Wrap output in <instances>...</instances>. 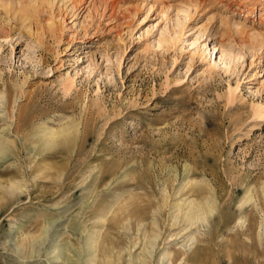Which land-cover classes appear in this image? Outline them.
Listing matches in <instances>:
<instances>
[{"label": "rangeland", "instance_id": "1", "mask_svg": "<svg viewBox=\"0 0 264 264\" xmlns=\"http://www.w3.org/2000/svg\"><path fill=\"white\" fill-rule=\"evenodd\" d=\"M262 107L264 0H0V264H141L157 228L145 264H264ZM188 179L216 211L171 240Z\"/></svg>", "mask_w": 264, "mask_h": 264}, {"label": "bare ground", "instance_id": "2", "mask_svg": "<svg viewBox=\"0 0 264 264\" xmlns=\"http://www.w3.org/2000/svg\"><path fill=\"white\" fill-rule=\"evenodd\" d=\"M37 2V0H34V2ZM53 26H55V23L52 21H50L49 23V27L50 29ZM57 26V25H56ZM61 26V25H60ZM63 28V27H62ZM57 29V27H56ZM149 33V31H147ZM151 33V32H150ZM217 51V53H219V57L217 58L215 55V59L212 63L213 64H219L222 63L224 60L225 55L223 54V52L220 50V48L216 45L213 46V52L215 53ZM217 60V61H216ZM211 66V65H210ZM260 111V115L264 114V108L262 107V109L259 110ZM258 111V114H259ZM76 125V124H75ZM76 130L78 131L79 129H75L73 126H64L60 131H56L53 129H46L44 132H42L41 134V139L43 140L45 146L49 147L52 146L55 143V140L57 137L61 136V137H68L71 136V134H75ZM79 133V132H78ZM1 143H0V153H1ZM191 179H188L187 181H182V183L179 185V187L177 188V190L175 191L174 195H175V199L174 201L170 204V206H168V201L166 199V197H168L166 194L165 197H163V202L161 200V205L167 206V208L169 207V209L174 210L171 214H170V219L169 222L166 223L165 227L166 229H173L175 227H178L179 232L177 234H172L169 236V238L172 240V238L174 237L173 240H175L176 237H178L181 233L183 234V232L186 231H190L191 229H193V227L196 228H202L204 229L206 225L209 224V219L210 217L214 214V212L216 211V205L215 202L212 201L214 196H209V197H205L202 198L200 201L197 200L198 198V193L196 191L191 190V187L193 185L196 184V182H193ZM166 185V184H165ZM210 186V185H209ZM163 190V189H162ZM15 191H21V186H19L16 183L10 182L9 184L0 187V198H4L5 197H12ZM167 191V189H165V192ZM209 192H211L212 194L213 189L210 187L208 188ZM194 194L195 198L190 199V196H192ZM263 193H264V185H263ZM123 195V194H122ZM137 195V194H136ZM215 195V194H214ZM178 196V198H176ZM137 197V196H135ZM185 197V198H184ZM197 197V198H196ZM211 197V198H210ZM130 198V197H129ZM120 199V198H119ZM132 199V198H131ZM138 199V198H137ZM181 199V200H179ZM253 198H251L250 195H246L243 197V201L241 206H244L245 204H248ZM139 200V199H138ZM116 201V200H115ZM117 202V201H116ZM130 203V201H129ZM136 203V202H135ZM241 203V202H240ZM125 203H121L120 206L122 207L121 209L125 208ZM138 204V203H137ZM135 205V204H134ZM145 206V205H144ZM160 206V205H159ZM139 207V206H138ZM157 208V207H156ZM162 210V209H161ZM171 211V210H170ZM106 215V214H105ZM130 216V215H129ZM105 217V216H104ZM132 218V217H131ZM135 218V217H134ZM103 222L105 221V218L102 220ZM102 223V222H101ZM242 224V223H241ZM240 224V225H241ZM49 225H51V223H48V228L50 227ZM138 227V226H137ZM164 227V228H165ZM242 227V226H241ZM157 228V227H156ZM49 230V229H48ZM264 231V225L260 224L259 226V231H258V236L261 239L263 232ZM161 230H159L157 228V231H153L151 233V238L149 237H144L145 238V244L143 246V251L142 253H144L145 256H143V258L140 260L141 264H145L146 260L148 259V256H152L149 257L151 260L153 259V252L154 254H156V250L159 248L158 244V240L161 237L160 233ZM41 235L38 239L34 240L35 243L37 245L42 244L48 234V231L46 228L42 229L40 231ZM144 233V232H143ZM148 233V232H147ZM146 235V234H145ZM193 234L189 235L187 237V241L186 243H184L181 247H180V256H182L180 262L178 264H188L186 262V258H184L186 252H187V247H189V245L193 242L196 243V237L192 236ZM97 236V235H96ZM141 236V235H140ZM98 239V238H96ZM141 239V238H139ZM166 240V238H165ZM33 241V242H34ZM169 241V240H168ZM139 243V242H138ZM137 243V244H138ZM33 244V243H32ZM98 242H96V240H90L89 238L86 239L85 243H84V249H86L87 251H89L91 253V257H94V254L96 252V249L98 247ZM189 244V245H188ZM34 246V245H33ZM40 246V245H39ZM132 246V245H131ZM34 248V247H33ZM39 248V247H38ZM156 248V250H155ZM36 249V247H35ZM18 249H16L15 251H17ZM59 250V248H56L55 251ZM155 250V251H154ZM162 252L157 255V260H156V264H166L169 262H172L174 259H176L177 257L175 256L178 252H175L176 254H174L173 252H171L169 249L162 248ZM60 253V252H59ZM56 259H61V256H57ZM94 259V258H93ZM90 258V262H93L94 260ZM107 259V258H106ZM89 260V259H88ZM177 260V259H176ZM23 261V260H22ZM154 261V260H153ZM71 264V262H70ZM106 264H109V261H106Z\"/></svg>", "mask_w": 264, "mask_h": 264}]
</instances>
